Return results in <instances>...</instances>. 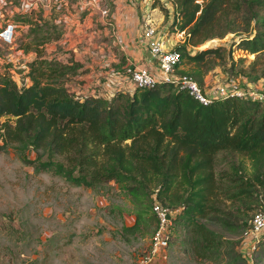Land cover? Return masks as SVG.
<instances>
[{
	"label": "trees",
	"instance_id": "trees-1",
	"mask_svg": "<svg viewBox=\"0 0 264 264\" xmlns=\"http://www.w3.org/2000/svg\"><path fill=\"white\" fill-rule=\"evenodd\" d=\"M170 2L178 18L173 24L185 35L172 48L180 53V62L184 59L205 66L178 72L190 75L200 87L210 67L209 55L221 57L223 47L208 46L189 53L187 45L222 36L226 31L236 32L231 27L212 32L218 23L217 13L227 7L233 11L245 8L253 21H247L243 31H254L240 35L237 47L254 54L264 52V12L260 13L264 0ZM16 20L27 24V34L33 30L38 36L15 44L22 52L29 49L35 54L20 68V85L9 71L10 64L0 70V115L4 116L0 122V148L7 143L19 152L30 147L35 156H24V162L76 185L92 186L110 179L121 184L137 206L133 224L125 229L136 226L141 214L151 208L152 197L163 206L178 208L171 228L185 229L186 242L195 257L215 259L225 255V264H247L235 247L236 240L223 237L199 218L224 227L239 225L245 230L254 212H264V105L233 95L202 104L173 82L116 89L109 96L79 95L67 86V80L78 74L81 64L73 59L62 62L38 48H29L35 44L44 50V44L53 40L50 30H40L43 23L32 19L30 13L18 14ZM43 22L50 25L49 29L54 28V22ZM228 56L232 69L231 50ZM252 64L249 76L255 79L258 73ZM238 83L244 84L240 80ZM220 153L223 158L225 153L246 157L252 172L245 174L240 162L215 171ZM41 154L46 158L40 159ZM219 197L237 201L247 209L260 207L249 216L242 211L232 220L215 204ZM151 216L156 226L152 212ZM252 259L264 262V234L255 243Z\"/></svg>",
	"mask_w": 264,
	"mask_h": 264
},
{
	"label": "rangeland",
	"instance_id": "rangeland-1",
	"mask_svg": "<svg viewBox=\"0 0 264 264\" xmlns=\"http://www.w3.org/2000/svg\"><path fill=\"white\" fill-rule=\"evenodd\" d=\"M142 1L147 10H153L151 12L157 21L156 26L164 32L168 43L183 40V31H178L173 24L178 18L170 0H136L138 6ZM20 3L19 0H5L0 7V25L15 17L13 5L20 6ZM50 4L57 5L55 2ZM112 5L111 0H80L81 8L75 16L77 23L71 27L67 23L71 22L72 15L67 12V8H63L60 18H64L66 31L56 24L49 29L50 25L40 20L43 23L40 30H50V38L53 40L44 44V50L35 44L29 45V48H38L39 52L45 51V54L47 48L48 55L54 52L51 56L57 58L59 55L62 62H68L72 58L80 60L82 65L76 70L78 74L67 80V86L79 95L98 93L109 96L116 89H125L123 77L118 76L121 72H117L118 68L110 67L107 61L109 54L106 47L114 50L113 46L117 45L112 22L108 19ZM102 8L107 9L104 15ZM263 12L264 10H260V13ZM217 14L218 23L212 29L213 33H220L229 27L236 32L226 31L222 36L214 35L187 45L189 53L208 46L223 47L221 57H208L210 67L204 75L205 88L223 82L230 74L247 87H264V52L254 54L237 47L240 35L254 31L252 28L249 32L243 31L247 28V21L249 24L253 23L248 11L245 8L233 11L227 7ZM26 31L27 28L25 30L22 24L14 39L16 44L28 42L32 40L31 37L38 36L33 30L31 34ZM57 32H61V35L56 40ZM14 50L13 45L0 40V61H4L0 62V70L6 67V63L10 64L12 77L20 85L23 77L20 74L21 67L28 56L17 55ZM228 50H231L234 60L232 69H229L231 65ZM29 51L32 52L28 49ZM111 54L118 56L115 51ZM251 64L258 73L255 79L249 76L252 74ZM183 68L201 70L205 66H196L194 62L182 59L178 69ZM3 118L0 115V122ZM222 155L220 153L215 171L228 169L231 162L235 165L240 162L245 174L252 172L251 163L246 157L235 153H225L224 158ZM24 156L33 158L35 151L27 147L19 152L12 143L0 148V264H135L138 257L146 252L155 227L151 208L141 214L134 228L125 229L133 224L137 206L121 184L110 179L92 186L76 185L51 171L35 170L32 164L23 161ZM57 157L60 156L55 158ZM45 158V154H41L40 159ZM262 200L264 201V196ZM215 204L232 220L234 215L241 214L242 211L249 216L251 211L260 207L253 205L251 209H247L237 201L222 197ZM199 220L223 237L236 240L237 244L244 231L239 225L224 227L205 217H200ZM237 223L241 224L240 221ZM187 236L185 229L172 227L159 264H225V255L215 259L195 257L186 242ZM245 261L247 264H264L259 259L253 261L248 258Z\"/></svg>",
	"mask_w": 264,
	"mask_h": 264
},
{
	"label": "built area",
	"instance_id": "built-area-1",
	"mask_svg": "<svg viewBox=\"0 0 264 264\" xmlns=\"http://www.w3.org/2000/svg\"><path fill=\"white\" fill-rule=\"evenodd\" d=\"M16 1L17 0H14V2ZM19 1H21L20 6L17 4L13 5V12L16 13L15 17L6 20L0 25V40L11 46L13 45L15 49L14 52L17 55L20 54L24 56V52L16 48L14 40L17 37V30L22 25L16 20L18 14H31L41 9L51 11L59 10L61 7L58 8V5H62V1ZM91 1L92 0H89V2ZM4 2L5 0H0V7ZM53 2L57 5L53 6V4H50ZM78 5L80 6V0ZM1 12L2 11H0V14ZM101 12L104 15L107 9L102 8ZM108 19H110V14ZM139 40L142 42V45L147 48L154 61L151 65L142 62L133 63L125 73H120L121 75L119 74L118 76L120 78L123 77V86L125 89L132 90L134 87L152 86L157 82H173L177 88L185 90L187 94L202 104L209 103L213 98L233 95L258 101L264 105L263 87H247L246 84L240 85L238 80L236 81L234 78L228 77L223 82L217 83L215 86L206 89L205 85L200 87L196 80L190 75L179 73L178 64L180 62V53L172 48L173 45L165 40L164 32L158 29L148 18H144L141 21ZM27 60L26 58L25 61ZM124 88L122 87V89ZM177 211L178 208L171 209L163 206L156 198L152 197L151 212L156 218V226L151 234L148 249L144 254L138 257L135 264H159L171 234L172 218ZM262 234H264V212L256 211L250 218L249 227L243 231L237 244L238 252L241 256L246 259L252 258V250L255 248V243Z\"/></svg>",
	"mask_w": 264,
	"mask_h": 264
},
{
	"label": "crops",
	"instance_id": "crops-1",
	"mask_svg": "<svg viewBox=\"0 0 264 264\" xmlns=\"http://www.w3.org/2000/svg\"><path fill=\"white\" fill-rule=\"evenodd\" d=\"M60 1H62V5L59 10L60 12L58 10L51 11L41 9L37 12L31 13L32 19L36 18V21L39 22L40 20H47L49 23L54 22L56 25L62 26V28L66 31V25L63 20L64 18L62 19L60 18V16L61 12H64L63 8H67V12L72 15L71 22L67 24L69 27L74 26V24L77 23V19L75 18V16L80 10V6L78 5L79 0ZM66 3L68 4L67 6ZM111 3H113V5L110 8V20L114 28L113 32L115 33L117 38L115 40V43L117 45L115 44L116 47L113 46L114 50H110L109 47H106L109 54V57H107L108 59L106 58L109 62V66L118 68L117 72H125L132 66L133 63L142 62L151 65L154 59L150 56L147 48L142 45V42L139 40V33L142 19L148 18L155 25L157 24V21L151 12L153 10H147L145 2L143 1L140 2L139 6L136 0H111ZM96 19H98V17ZM26 28L27 24H25V29ZM105 29L106 28L104 27L103 31H105ZM173 44L174 42L172 43V45ZM113 51L117 52L118 56L111 54L113 53ZM54 54L55 53L53 52L52 54L48 55V50L46 48L47 56H51ZM33 55V52L30 51L24 53V56H28L27 59L32 58ZM57 58L59 59V55L57 56ZM72 59L81 64L80 60L75 58ZM203 80L205 81V77H203Z\"/></svg>",
	"mask_w": 264,
	"mask_h": 264
}]
</instances>
